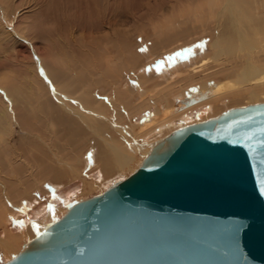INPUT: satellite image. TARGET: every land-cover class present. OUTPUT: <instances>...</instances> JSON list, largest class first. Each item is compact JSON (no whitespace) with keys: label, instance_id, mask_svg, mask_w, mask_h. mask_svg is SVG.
Wrapping results in <instances>:
<instances>
[{"label":"bare ground","instance_id":"6f19581e","mask_svg":"<svg viewBox=\"0 0 264 264\" xmlns=\"http://www.w3.org/2000/svg\"><path fill=\"white\" fill-rule=\"evenodd\" d=\"M198 1L201 12L194 7L190 15L185 13L189 5L178 6L133 31L111 29L113 18L104 15L103 0L33 1L36 17L27 29L15 31L30 44L33 32L51 43L45 63L50 78L49 84L40 75L0 78L10 97L7 104L0 93V165L5 158L8 168L6 175L0 170V252L8 259L3 264L73 205L89 199V192L102 194L134 175L178 130L264 103V90H259L264 89V67L253 50L264 19L251 12L250 0ZM0 6L16 25L13 13L19 7L12 0H0ZM212 22L216 27L207 31ZM150 36L149 48L139 51ZM179 40L166 59L145 69L159 44ZM259 47L264 51V42ZM99 93L111 100L106 103ZM18 119L26 127L45 123L47 131L35 134L37 159L22 161L23 176L18 173L20 149L9 144ZM46 146L51 155L43 151ZM90 147L93 156L86 155ZM85 168L93 172L90 178L83 176ZM75 178H82L83 185L63 190ZM45 181L62 192L32 213L39 203L34 193L43 190ZM21 217L23 226L10 227Z\"/></svg>","mask_w":264,"mask_h":264},{"label":"water","instance_id":"95a60500","mask_svg":"<svg viewBox=\"0 0 264 264\" xmlns=\"http://www.w3.org/2000/svg\"><path fill=\"white\" fill-rule=\"evenodd\" d=\"M6 264H264V103L178 130Z\"/></svg>","mask_w":264,"mask_h":264},{"label":"rangeland","instance_id":"374dc122","mask_svg":"<svg viewBox=\"0 0 264 264\" xmlns=\"http://www.w3.org/2000/svg\"><path fill=\"white\" fill-rule=\"evenodd\" d=\"M29 1V0H12L13 5L16 7L18 6L19 12L17 14L13 13V16H15V23L9 21V17H7V14L3 13V8L0 6V78H6L8 76L10 77H17V78H23V77H33L35 78L36 75H40L42 79L46 82H48V79L50 78L47 74V68L46 64L47 60L49 59V51H50V42L47 41L44 38V34L39 36V33L33 32V34L36 37L34 38V45L30 44V42L27 39H23L20 36L16 35V30H19L20 28L27 29L29 25L32 23L33 17H36V7H34L31 4H34L35 2ZM251 1V12L254 15H257L264 19V0H250ZM198 0H132L131 5L125 4V0H103L104 4V15L109 14L110 17L113 18L111 29H120V30H127V31H133L137 28V25L142 22L150 21L151 18L160 16L161 14L167 15L175 11V9L178 6H184L185 9L187 8V5H189V9H186L185 13H188L190 15H194L193 8L197 7ZM37 6V5H36ZM156 9V10H155ZM159 9V10H158ZM197 11L201 12L200 9L197 7ZM152 12V14L150 13ZM184 12V11H182ZM155 13V14H154ZM264 21V20H263ZM191 21H187V25H190ZM15 27V28H14ZM213 27H216L215 22H212V24L209 25L207 31H210L213 29ZM194 35L201 36L203 35L202 32H197ZM153 36H150V39H147L148 41L143 42L139 45L138 50L144 51L145 49H148L150 46V41ZM258 40L257 43H255V49L253 50L257 51L258 53V60L261 67H264V51L261 50L262 47H259V44L264 42V27L259 30L258 34L256 35ZM143 38L138 37V40H142ZM182 40L175 41V43L172 44H166V45H158V49H156L151 54V57L147 60V63L145 65V69L149 70L153 68V65L156 64V62L159 60L166 59L167 56L170 55L167 51L170 49H174L175 46L181 42ZM160 54L158 57L157 55ZM163 54V55H162ZM156 58H155V57ZM32 57V58H31ZM165 57V58H164ZM211 60H214V57L210 58ZM45 60V61H44ZM158 61V62H159ZM31 62L35 65V68L31 67ZM157 62V63H158ZM215 68V67H214ZM136 74L135 71L132 72V74ZM129 75H127L128 77ZM49 84V82H48ZM50 86V85H49ZM164 86L163 84L159 87ZM157 87V88H159ZM264 90V89H259ZM0 93H2L4 96V100H6V103H10V97L6 96L3 89L0 87ZM98 97L101 100H104L106 103H108L111 100V97L109 95L101 94L99 93ZM105 97V98H104ZM12 107V105H10ZM16 108V106H13V109ZM18 110V109H17ZM136 122L139 119H135ZM46 125L45 123L41 124H31L29 127L24 126L20 119L18 121L14 122L13 124V132L10 135V146L16 149H20V153H18L20 156L19 163L21 166L18 168L19 175L22 174L25 175V170L22 168V165L24 167L25 164H22V161H28L30 163H34L37 159V151L34 145L35 141V134L39 131L43 134H47V131H45ZM38 131V132H37ZM62 144V142L60 143ZM62 148V147H61ZM60 148V149H61ZM43 151L46 154L51 155L54 151H51L48 146L42 148ZM70 151L69 149H67ZM65 148H62L61 151H64V153L68 152ZM94 151V152H93ZM95 153V149L93 147H90L86 151L87 156H93ZM16 156V157H17ZM17 159V158H16ZM18 160V159H17ZM6 159L4 158V162L0 165V170H2V174L6 175L8 168L7 163H5ZM16 169V168H15ZM5 170V171H4ZM88 168H85L83 171V176L90 178L93 174V172H89ZM129 173L132 172V170L128 171ZM4 178V176H2ZM2 178L0 177V186L3 185ZM80 184L83 185V179L82 178H75L68 184L64 186L63 190L70 189L74 187L75 185ZM43 190H36L34 193L35 199L39 200V203L36 205V207L32 210V213H35L37 209L40 208L42 205H48V203L53 202V200L56 199L57 195L60 194L62 191H58L54 187V184H52L49 181H45L43 186ZM102 191L96 190L93 192H89L86 198H91L95 195H99ZM55 203V202H54ZM58 203V202H57ZM23 218H19L17 221H13L12 224L9 223L10 227H18L17 225L23 226ZM7 257L5 256V253L0 252V264H3L7 261Z\"/></svg>","mask_w":264,"mask_h":264}]
</instances>
